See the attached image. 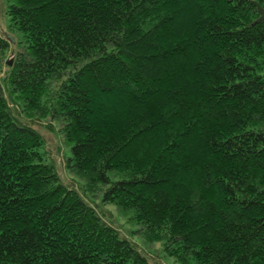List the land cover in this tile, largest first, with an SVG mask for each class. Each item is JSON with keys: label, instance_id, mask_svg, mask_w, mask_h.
I'll return each instance as SVG.
<instances>
[{"label": "trees", "instance_id": "16d2710c", "mask_svg": "<svg viewBox=\"0 0 264 264\" xmlns=\"http://www.w3.org/2000/svg\"><path fill=\"white\" fill-rule=\"evenodd\" d=\"M258 6L1 0L0 264H264Z\"/></svg>", "mask_w": 264, "mask_h": 264}, {"label": "rangeland", "instance_id": "374dc122", "mask_svg": "<svg viewBox=\"0 0 264 264\" xmlns=\"http://www.w3.org/2000/svg\"><path fill=\"white\" fill-rule=\"evenodd\" d=\"M0 3H1V0H0ZM7 16L1 14L0 15V34L2 36H6V35H9L8 34V30H7ZM6 63L9 62L11 63L12 61V58L10 57V55L6 56V59H5ZM4 61V62H5ZM6 68V65L4 64L2 66V70H5ZM100 103L102 104H105L107 101L105 98H100L99 100ZM94 108H97V110L99 111V106L97 104H94L93 105ZM90 119V117H89ZM55 135L54 137L52 135ZM52 135L49 133L48 134V149H50V153L53 157H55L57 159V163L61 162V155L58 154L60 152H62V149H61V144H60V139L56 136V134L53 132ZM56 151V152H55ZM53 152V153H52ZM58 157V158H57ZM61 174L64 176V179L67 181H69L70 183H73L71 181V178L68 176V174L64 171V170H61L60 171ZM67 174V175H66ZM105 209H107L109 212H110V217L112 219H114L116 222L115 224L117 225V227L121 230V232H123L124 234L128 235V230L130 229L129 227H133L132 225H129L126 223V220H124L123 218L119 217L117 215V212L115 211L114 207L113 206H110L108 205L107 208L105 206ZM130 239L134 240L135 242L139 243V247L144 251H146L150 257L152 258V260H154V262H163L164 264H176L172 259H168L166 258L162 252H161V248H162V245L158 242H155L154 244H146V243H143L141 240H138V239H134V238H131L130 235L128 236Z\"/></svg>", "mask_w": 264, "mask_h": 264}, {"label": "water", "instance_id": "95a60500", "mask_svg": "<svg viewBox=\"0 0 264 264\" xmlns=\"http://www.w3.org/2000/svg\"><path fill=\"white\" fill-rule=\"evenodd\" d=\"M258 11H259V17L257 20H263L264 19V8L258 6Z\"/></svg>", "mask_w": 264, "mask_h": 264}]
</instances>
